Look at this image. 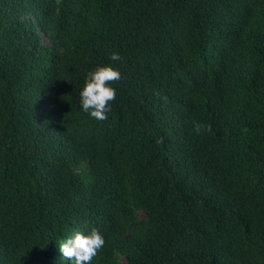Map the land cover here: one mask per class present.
Instances as JSON below:
<instances>
[{
    "label": "trees",
    "instance_id": "trees-1",
    "mask_svg": "<svg viewBox=\"0 0 264 264\" xmlns=\"http://www.w3.org/2000/svg\"><path fill=\"white\" fill-rule=\"evenodd\" d=\"M92 229L91 264H264V0H0V264Z\"/></svg>",
    "mask_w": 264,
    "mask_h": 264
},
{
    "label": "clouds",
    "instance_id": "clouds-1",
    "mask_svg": "<svg viewBox=\"0 0 264 264\" xmlns=\"http://www.w3.org/2000/svg\"><path fill=\"white\" fill-rule=\"evenodd\" d=\"M113 61L121 59L119 54L113 52L109 57ZM121 78L120 72L110 66L98 67L95 71L87 74L85 85L80 92L81 107L85 112L96 120H107L106 113L110 111L109 102L113 101L116 91L109 85ZM203 126L199 122L193 124V130L199 134ZM162 143V140L157 141ZM105 240L96 230L85 235L76 232L73 238L68 239L61 245L59 250L64 257L69 258L72 264H91L93 258L103 248Z\"/></svg>",
    "mask_w": 264,
    "mask_h": 264
},
{
    "label": "rangeland",
    "instance_id": "rangeland-1",
    "mask_svg": "<svg viewBox=\"0 0 264 264\" xmlns=\"http://www.w3.org/2000/svg\"><path fill=\"white\" fill-rule=\"evenodd\" d=\"M122 264H126L125 261H123Z\"/></svg>",
    "mask_w": 264,
    "mask_h": 264
}]
</instances>
